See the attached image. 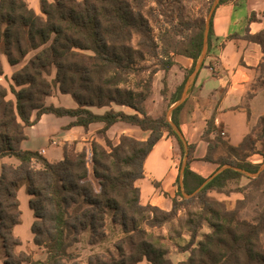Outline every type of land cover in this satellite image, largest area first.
<instances>
[{"label": "trees", "instance_id": "trees-1", "mask_svg": "<svg viewBox=\"0 0 264 264\" xmlns=\"http://www.w3.org/2000/svg\"><path fill=\"white\" fill-rule=\"evenodd\" d=\"M186 1L40 0L39 14L29 0H0V75L4 74L2 56L16 65L36 50L12 74L9 89L0 83V159L18 160L16 164L3 163L0 171V239L6 264H13L9 260L14 264H68L72 260L69 246L83 230L89 229L93 238L105 236L109 210L125 235L115 245L116 254L93 255L88 264H175L167 256L164 238L148 228H161L177 217L183 203L193 202L202 209L185 219L191 232L190 255L177 264H264V209L257 220L250 221L240 216L236 205L208 195L210 190H230V184L243 177L249 184L264 183V114L239 146L220 137L210 140L206 159L229 166L208 179L190 167L194 145H186L181 136L178 115L182 105L174 108L171 121L166 112L151 115L146 105L153 93L154 75L159 70L169 71L177 64L176 56L182 55L194 64L171 93L168 106L178 101L187 76L204 51L206 34L211 45L214 11L208 24L206 16L185 17ZM208 1L209 12L215 0ZM226 1L219 0L216 6ZM248 37L264 51V29ZM149 58L154 60L152 65L145 64ZM54 70V78L49 79ZM55 88L71 95L76 106L48 103ZM167 90L165 84L162 94ZM9 92L14 99L8 98ZM113 104L131 107L134 112L116 109ZM93 107L107 109L96 112ZM45 113L73 117L71 126L86 129L92 123H104L99 132L106 144L91 142L92 174L99 188L90 179L87 152L78 150L76 141L66 142L63 158L54 162L39 151L21 148L26 127L36 124ZM118 121L137 125L150 135L140 140L123 134L113 143L106 133ZM210 129L211 125L206 134ZM165 131L177 139L182 158L187 157L170 210L143 204L136 184L145 176L144 162ZM221 144L231 153L227 158L213 156ZM254 154L262 161H250ZM22 184L30 195L34 241L44 248V260L15 251L21 244L14 226L20 222L17 192ZM204 222L212 229L194 246Z\"/></svg>", "mask_w": 264, "mask_h": 264}, {"label": "crops", "instance_id": "crops-1", "mask_svg": "<svg viewBox=\"0 0 264 264\" xmlns=\"http://www.w3.org/2000/svg\"><path fill=\"white\" fill-rule=\"evenodd\" d=\"M218 1L215 0L212 9L214 36L211 45L206 35L202 58L198 59L195 69L187 76L181 98L170 104L167 115L171 121L174 108L182 105L178 115L181 136L186 145H194L190 167L208 179L229 166H220L216 159H206L210 156V140L220 137L232 146H239L264 114V110L256 112L254 106L264 93V85H255L262 71L264 51L261 44L248 37L264 29V0H228L216 6ZM29 3L38 12L40 0ZM176 61L177 64L169 71L163 70L164 85L168 86L171 93L184 81L194 64L193 59L182 55H177ZM2 62L5 73L11 65L5 56H2ZM49 97L48 103L76 106V102L54 100L53 95ZM112 107L134 112L128 106L113 104ZM92 109L103 112L107 107ZM149 113L154 115L150 107ZM73 121L74 118L70 116L43 114L36 124L26 127L27 136L22 140L21 148L39 151L54 162L63 158V146L66 142L76 141L77 149H86L88 154L92 140L104 143L105 137L99 132L104 127L103 122L92 123L86 129L78 125L71 126ZM210 125L211 129L206 134ZM123 134L146 140L150 131L118 121L106 133L111 140H116ZM51 147L59 148L56 156H52ZM182 159L177 139L165 131L144 162L145 176L136 181L143 204L150 203L165 210L172 208V199L178 189L177 179L180 175L182 177V170L187 162L185 157L181 166ZM212 191L216 190L209 192ZM17 196L23 216L24 206L30 200L26 185L18 189ZM27 212L33 211L30 208ZM19 226L20 223L14 226V233L23 241L17 234Z\"/></svg>", "mask_w": 264, "mask_h": 264}, {"label": "rangeland", "instance_id": "rangeland-1", "mask_svg": "<svg viewBox=\"0 0 264 264\" xmlns=\"http://www.w3.org/2000/svg\"><path fill=\"white\" fill-rule=\"evenodd\" d=\"M32 1V0H29ZM31 3V2H30ZM184 7V16L190 18L197 17H207V24L209 21L211 11L208 12L209 1L208 0H189L186 1L183 5ZM174 12L176 16H178V9L175 8ZM39 14L41 13V9L38 10ZM156 35L159 33L158 29H155ZM205 48V47H204ZM36 50L31 51L27 57L19 64L11 65V67L7 68L4 74L0 75V83L6 86L9 89V85L11 83L12 74L20 68L31 56L34 55ZM203 55V54H202ZM202 55L199 59L202 58ZM154 60L149 58L145 64L152 65ZM159 73V74H157ZM153 79V93L152 96L146 102V105H149L151 111L155 116H159L166 112L168 115V103L170 101L171 92L167 90L166 95L162 94V91L165 87L164 81L165 76L163 70H159ZM55 76V70L52 72L49 79H53ZM256 86L264 85V64L262 66V71L260 73L259 79L255 83ZM54 100H63V101H72L75 103L74 99L69 94L62 93L59 88H55L53 91ZM8 98L14 99L12 93L9 92ZM51 98L49 97V100ZM255 111L260 112L264 110V93L259 98L258 102L255 104ZM258 130L255 131V134ZM131 136V135H130ZM134 137V136H133ZM120 137L116 140H112L113 143H117ZM71 143V142H70ZM105 139H104V143ZM260 144V143H259ZM258 144V146H259ZM77 148V146H76ZM86 150V149H85ZM50 151L52 152V156H56L59 148L51 147ZM87 152V150H86ZM91 144H90V154L87 153L88 166L90 169V179L94 182L95 186L99 188V184L97 180L94 178L92 174V159H91ZM231 155L228 152L225 145H220L213 153L215 158H227ZM234 158V156L232 157ZM249 160L253 163H258L262 161V158L258 154L251 155ZM3 163L11 164L18 163V160L14 157H4L0 159V171L1 165ZM264 167V163L262 164V168ZM250 175L255 176L256 174L251 173ZM247 177H243L236 182H232L230 184V190L225 192L221 191H212L208 192V195L212 198L232 203V206L236 205L239 207L240 216L242 218L248 219L250 221H255L260 217V214L264 209V183L262 181L250 182ZM25 185V184H22ZM21 185V186H22ZM239 202V203H238ZM30 205L27 203L24 206V214L20 216V226L17 228V234H19L21 244L15 247V251L18 253L20 251H24L33 255L35 259L44 260L47 256L44 248L39 247L35 241V234L32 231V224L35 220L34 212H27L30 210ZM200 204L196 203H183L180 206L177 217H175L171 222L164 224L161 228H148L151 231H154L155 234L160 235L164 238V243L168 249L167 256L172 260L173 263L177 264L180 261L186 260L190 255V245H191V232L185 225V219L189 216L191 212H201ZM33 211V210H32ZM146 227V225L143 223ZM211 227L208 222H204L202 227L199 230V234L196 238V242L194 246L197 245V241H199L205 233L211 231ZM105 236L102 238H93L91 231L89 229L83 230L77 240H73L69 246V251L72 253V260H69L68 264L76 261L80 264H88L91 256L96 254L101 255H109L116 254V243L121 239L125 233L123 231L122 226L113 220L112 211L109 210L106 215V226H105ZM262 241L264 242V231L262 232ZM189 248V249H187ZM187 249V250H186ZM8 258L5 255L4 249L2 247V242L0 239V264H6ZM14 264L12 260H9ZM144 263L146 260L143 261Z\"/></svg>", "mask_w": 264, "mask_h": 264}, {"label": "water", "instance_id": "water-1", "mask_svg": "<svg viewBox=\"0 0 264 264\" xmlns=\"http://www.w3.org/2000/svg\"><path fill=\"white\" fill-rule=\"evenodd\" d=\"M207 35V34H206Z\"/></svg>", "mask_w": 264, "mask_h": 264}]
</instances>
